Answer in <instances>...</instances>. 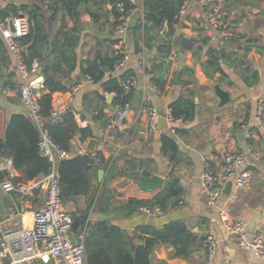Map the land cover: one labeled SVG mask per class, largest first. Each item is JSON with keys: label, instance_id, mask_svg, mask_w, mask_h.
Listing matches in <instances>:
<instances>
[{"label": "crops", "instance_id": "0c3cea01", "mask_svg": "<svg viewBox=\"0 0 264 264\" xmlns=\"http://www.w3.org/2000/svg\"><path fill=\"white\" fill-rule=\"evenodd\" d=\"M22 1L30 0L15 2ZM131 1L138 7V11L124 35L125 45L132 55L125 68L136 70L138 87L129 93L132 109L123 124L112 127L109 122L107 127H103L101 123L93 122L96 112L94 109L98 104L96 93L102 92L100 83L85 84L71 102V88L53 94V103L58 100L67 106L68 110L75 114L80 128L93 126L94 138L98 139L96 150L102 152L105 162H110L116 170L115 175L104 170L102 181L99 180V171L93 170L90 193L65 201L66 209L75 218L88 214L87 226L100 220H108L118 226L122 230V240L130 249L146 246L147 239L154 241L155 244L149 246L153 250L150 256L151 264H202L204 260L202 241L208 233L216 235L221 240L214 264H264V260L254 255L251 250L227 241L225 227L220 220V210L225 208L231 218L247 223L250 234L261 232L264 235V129L258 126L256 120L258 102L264 101V0H229L234 8V22L240 29L241 38L224 44L209 42L212 28L206 10L215 0H185L177 16L178 22L173 24L171 37L176 43L165 63L168 66L167 74L160 77L166 80L161 94L152 89L151 83L153 75L157 78V73L163 70L164 66L161 67L160 63L164 57L158 50L157 42L146 36L144 25L146 23L152 25L151 21L145 20L149 14L145 6L146 0ZM12 2L13 0H0V6ZM89 7L97 15H90L86 6L81 5L84 11L80 24L81 42L76 50L78 65L69 78L72 81L71 87L83 79L81 67L86 68L88 60H93L98 51L102 55H112L116 47V43H113L116 38L113 34L115 17L112 13H106L111 10V6L105 7L98 20L95 19L100 14L96 11L97 6ZM44 17L47 25L49 16ZM57 17L56 24H53L55 32L61 26V15ZM66 21L69 27L75 25L68 16ZM163 29L164 27L158 25L154 27L156 37L159 38L158 43L167 39V35L162 34ZM182 35L196 39L193 50L182 46L180 43ZM53 37L54 34L51 40ZM3 40L0 33L2 139L6 136L12 116L21 114L31 120L27 109L20 101V83L17 75L8 72L7 65L1 61ZM51 47L52 45L44 46L48 49L46 56L50 55ZM211 47L217 50L219 64L225 71L224 74L221 71L209 73L202 64L209 58L206 51ZM138 49L142 52L141 56ZM194 51L198 57L194 55ZM8 55L10 63L9 50ZM142 58L147 61L145 74H140L137 67L138 60ZM187 66L190 69H187ZM177 72L180 73V83L174 80ZM40 75L45 80L43 72ZM217 83L231 96L230 102L223 107L219 106L220 99L215 94ZM44 93L47 91L43 87L40 89V96ZM104 95L108 105L103 109L109 114L113 109L115 95L110 102L107 100L110 95L107 93ZM182 95L194 100L193 116L175 123L177 132L172 133L162 114L156 122L154 133L148 135V113L144 110L145 107L154 105L158 107L160 113H165L170 104ZM248 133H252V137H247ZM17 134L23 138V134ZM164 135L173 137L178 145L179 155L174 162L162 153ZM89 140L90 138L86 142H81L77 137L72 138L69 151L72 157L86 154ZM3 144L0 172L4 174V179L24 181V170L16 168L14 158L4 154L5 143ZM249 144H252L259 153V155L249 153L246 159L245 168L255 172L251 184L241 189L233 186L230 192L225 193L226 185L216 205H206V193L202 183L205 163L208 161L213 167L220 169L226 153L246 151ZM130 173L135 175L131 177ZM154 175L163 178L161 186L152 191L142 188L140 178ZM43 176L34 179L39 180ZM171 176L178 180L183 191L177 202H170L163 215L147 217L138 210L140 205L129 203L131 200L152 203L156 195L168 185ZM45 201L46 191L41 189H36L30 195H23L18 192H5L0 187V222L10 216L12 209L19 213L17 220L23 218L29 222L33 212L41 208ZM174 205L177 207L171 208ZM76 213L78 214L75 215ZM173 222L184 223L196 237L195 244L186 256L177 255L176 247L158 240L157 234ZM83 228L85 227L81 226L79 229ZM37 246L39 247L40 243H37ZM0 264H10V260L2 258ZM39 264L61 263L58 258L50 257L47 261H39Z\"/></svg>", "mask_w": 264, "mask_h": 264}, {"label": "trees", "instance_id": "16d2710c", "mask_svg": "<svg viewBox=\"0 0 264 264\" xmlns=\"http://www.w3.org/2000/svg\"><path fill=\"white\" fill-rule=\"evenodd\" d=\"M15 1L13 0L11 4L0 6V16L2 19H8L21 14L29 16L30 32L28 35L20 38L19 42L22 47L28 44H31V46L28 53L22 52V54L26 63L32 64L35 60H38L40 66L43 67L44 88L47 93L40 96V103L42 112L47 117L46 127L53 138L62 147L70 151L72 138L77 137L79 141L86 142L89 138L95 137L93 126L80 128L75 114L70 110L65 111L56 120L49 119L53 109V94L59 91L65 92L71 88L64 81L71 77V73L78 65L76 50L81 42L80 24L82 14L84 13L81 5L83 7L92 6V8L93 6H97L96 11L100 14L95 18L96 20L100 18L105 7L111 6V10L106 13H112L115 17L113 28L116 27V19L120 15L118 4L123 3L127 10L132 9L135 5L131 0H80L78 10L75 11L76 0ZM184 1L146 0L145 6L149 14L145 20L147 22L151 21L152 25L146 23L144 25L145 32L148 38L157 42L158 50L164 57V60L160 63L161 67L167 62V58L171 55L172 48L176 43V41H172V28L173 24L178 22L177 16L182 9ZM226 1L229 2V0ZM156 11H159V16L154 15ZM59 14L61 15V26L55 32L53 24H56ZM46 15L49 16L47 18V25L44 22V16ZM66 16L74 21L75 25L73 27L68 26ZM166 22H168L170 28V32L166 36L168 40L165 39L162 43H158L159 38L156 37L157 34L154 32V27L156 25L164 27ZM52 34H54L53 40H51ZM180 37L182 46L185 49L193 50L196 39L186 37L185 35ZM161 38L164 37L161 36ZM117 42H119V39L115 38L113 43ZM2 43L1 55H3V60L1 61L3 64L8 65V48L4 40ZM146 43L148 45L147 40ZM50 45H52L50 55L46 56L48 49L44 48V46ZM137 51L140 52L141 50L138 49ZM206 54L209 55V58L205 62L206 71L209 73L221 71L224 74L225 71L219 64L220 59H218L217 50L211 47L207 49ZM194 55L198 57L195 51ZM51 57L53 60H51ZM119 58V56L114 55V51L112 55H102L98 51L93 60H88L86 68L81 67L84 77L90 75L94 78V83L101 84L102 92L96 93L98 104L94 109L96 112L93 116V122L101 123L103 127H107L110 124L108 114L103 109L104 106L108 105L104 93H115L113 106L129 101L130 94H126L121 81L130 76H137L136 70L124 68L118 74L105 77L106 69L113 67ZM152 79L163 91L166 80L164 78L158 79L154 75ZM87 98L88 96L85 97L86 100ZM100 103H102L101 106ZM194 107V100L182 95L170 104L169 109L175 117L187 119L193 116ZM17 133L23 134V138L22 135L19 136ZM39 140V131L32 120L21 114L12 116L7 126L6 136L3 139L0 137V145L5 143L4 154L12 156L15 167L24 170V181L34 180V178L40 175H47L50 172L51 163L40 154ZM96 152V156L87 152L84 155H76L59 163L58 169L64 203L70 199L90 193L93 185V170L97 172L100 169H104L106 173H114L115 175V167L110 162H105L102 152L97 150ZM162 153L173 162L177 159L179 148L173 137L169 135L162 137ZM3 179L4 174L0 172V181ZM182 191L178 180L171 176L168 185L156 195V199L152 203H158L165 209H168L167 207L170 202H177L180 199ZM129 203L136 205L146 204L142 200H131ZM157 236L158 240L162 243L171 244L176 247V254L179 256H186L196 242V237L192 231L181 222L170 223ZM152 251L151 247L142 245L130 249L122 240V230L118 226L111 224L108 220H100L87 226V264H151L150 256Z\"/></svg>", "mask_w": 264, "mask_h": 264}, {"label": "built area", "instance_id": "2783aa9c", "mask_svg": "<svg viewBox=\"0 0 264 264\" xmlns=\"http://www.w3.org/2000/svg\"><path fill=\"white\" fill-rule=\"evenodd\" d=\"M120 12L117 25L113 28L114 36L119 39L114 49V55L119 60L105 71V77L122 72L130 61L132 55L128 51L124 35L131 26L132 20L138 11L137 7L127 10L123 3L118 4ZM212 33L209 42L212 44H224L236 41L241 38L238 25L234 22V8L226 0H215L213 5L206 10ZM10 20L13 21L14 30L10 27ZM30 32V18L26 14L2 19L0 16V33L4 39L11 56V62L7 65L10 73H15L20 83V101L27 109V113L40 134L39 151L51 163L50 172L39 180L14 181L5 178L0 181V187L5 192H18L23 195H30L36 189L46 191L45 204L33 212L29 222L23 218L16 219L19 213L12 209L10 216L0 222V259L10 258V264H39V261H47L50 257H56L61 264H87L86 237L87 228L73 231L74 215L69 212L62 198V188L59 175V163L72 157V154L58 143L46 127L47 117L42 112L40 103V89L44 87V80L38 73L40 62L35 60L32 64L26 63L23 57L22 46L19 39ZM140 56L142 52L138 53ZM138 72L145 74L147 61L142 58L137 62ZM94 78L86 75L71 87L70 102L74 96L87 83H94ZM126 94L138 87L136 76H130L121 81ZM152 89L162 93V89L153 81ZM109 94V93H107ZM109 95L114 96L115 93ZM132 107L131 101L113 106L108 114L112 127H119L123 124ZM68 110L61 101L53 103V109L49 119L56 120ZM148 113L147 134L152 135L156 129V122L161 118L158 107L146 106ZM165 120L169 131L177 132L175 123L182 120L174 116L172 111H166ZM257 124L264 129V101L257 105ZM247 137H252L248 133ZM249 153L259 155L252 144H249L246 151L228 152L223 157V165L220 169L206 162L202 174V183L206 193V205L215 206L224 188L229 182L234 188L241 189L251 184L255 172L245 168L246 159ZM91 166V164H90ZM241 168V170H240ZM178 204V203H177ZM180 204V203H179ZM177 205L171 208H176ZM170 208V207H169ZM138 210L150 218L161 216L166 209L158 203L143 204ZM220 220L225 227V239L238 247H245L254 255L264 260V235L261 232L250 234L247 230V223L243 220H235L230 217L225 208L220 210ZM220 239L212 233H208L203 242L204 260L202 264H214L216 252ZM40 243V246H37Z\"/></svg>", "mask_w": 264, "mask_h": 264}, {"label": "water", "instance_id": "95a60500", "mask_svg": "<svg viewBox=\"0 0 264 264\" xmlns=\"http://www.w3.org/2000/svg\"><path fill=\"white\" fill-rule=\"evenodd\" d=\"M79 3H80V0H76L75 11L78 10ZM86 10L92 16H96L97 15V13L93 12L90 9L89 6H86ZM154 15L159 16V11L154 12ZM10 27H11L12 30H14V26H13V21L12 20H10ZM168 30H169V24H168V22H166L165 25H164V29L162 31V34L164 36H166L168 34ZM30 46H31V44L23 46L22 47L23 52L28 53ZM202 64L206 65L205 62H203ZM186 68L190 69V67H188V66ZM167 71H168V66H167V64H165L163 70L160 71L159 73H157V78L165 76L167 74ZM42 72H43V67L40 66L38 73L41 74ZM179 78H180V73L177 72L175 77H174V80H175L176 83H180ZM64 83L66 85H68V86H71L72 81L70 79H66L64 81ZM215 94L220 99V103H219L220 107L225 106L231 100L230 93L227 90L223 89L219 83H217L215 85ZM111 98H112L111 95L107 98L108 102H110ZM161 115L165 117L166 112L165 113H161ZM97 143H98V139L93 137V138H91L88 141V143L86 145V148H87L88 152L91 153L93 156L97 155V152H96ZM3 147H4V144H1L0 145V155H1ZM104 174H105L104 169H100L99 172H98V176H99V180L100 181H102ZM134 175H135V173H130L131 177L134 176ZM140 181H141L140 185H141L142 188H144L147 191H152V190H154V189H156V188L161 186V184L163 182V178L161 176H159V175H154L152 177H141ZM232 187H233V183L229 182L227 184L226 189H225V193L226 192H230L232 190ZM88 219H89V215L88 214H85V215H83L82 217H79V218H75L74 222H73V231H74V233H77L81 226L82 227H86L87 224H88ZM152 244H155V243H154V241H152L150 239H147L146 242H145L146 246H150ZM6 259L10 260V258H8V257Z\"/></svg>", "mask_w": 264, "mask_h": 264}, {"label": "rangeland", "instance_id": "374dc122", "mask_svg": "<svg viewBox=\"0 0 264 264\" xmlns=\"http://www.w3.org/2000/svg\"><path fill=\"white\" fill-rule=\"evenodd\" d=\"M135 7H137V6H135ZM137 8H138V7H137ZM113 30H114V29H113ZM131 109H132V107H131ZM131 109H130V110H131ZM77 214H78V213H76L75 215H77Z\"/></svg>", "mask_w": 264, "mask_h": 264}]
</instances>
